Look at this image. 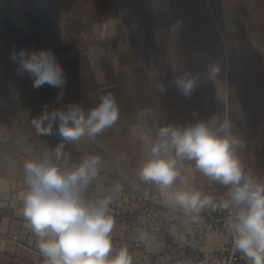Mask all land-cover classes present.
Returning a JSON list of instances; mask_svg holds the SVG:
<instances>
[{"label":"crops","instance_id":"0c3cea01","mask_svg":"<svg viewBox=\"0 0 264 264\" xmlns=\"http://www.w3.org/2000/svg\"><path fill=\"white\" fill-rule=\"evenodd\" d=\"M14 47L54 51L68 79L59 103L58 89H34L27 75L16 74ZM211 64L220 66L216 77L207 75ZM184 75L197 78L189 98L172 83ZM109 93L117 122L94 138L65 143L55 162L71 167L101 158L86 196L113 197L112 254L126 247L133 264H142L217 251L229 240L221 225L191 214L168 220L180 209L170 193L184 184L162 190L137 172L159 127L218 115L233 126L245 171L264 181V0H0V264H45L19 211L23 163L50 153L61 138L37 135L31 120L45 105L74 103L87 111ZM178 167L188 187L227 198V187L210 183L194 162Z\"/></svg>","mask_w":264,"mask_h":264},{"label":"clouds","instance_id":"9594fccd","mask_svg":"<svg viewBox=\"0 0 264 264\" xmlns=\"http://www.w3.org/2000/svg\"><path fill=\"white\" fill-rule=\"evenodd\" d=\"M10 62L16 65L18 76L27 75L32 80L34 89L44 85L56 88L59 90L56 102L62 100L68 79L52 49L16 51L14 47ZM219 73V65L208 66L209 77ZM172 83L189 98L197 78L184 75ZM118 119L119 108L109 93L87 111L74 103L51 110L45 105L31 120L37 135L56 134L61 138L50 153L23 163L26 190L19 211L37 237V248L45 264H133L126 247L112 254L113 197L86 196L102 167L101 158L91 155L71 167L55 162L63 158L65 143L85 136L94 138ZM232 127L227 118L218 115L194 125L159 127L137 175L141 181L162 190L172 188L177 180L184 184V188L170 193V199L186 214H195L193 220L199 219V213L205 210L209 213L227 210L225 229L232 236L234 251L240 252L248 264H264V181L245 171L236 155L239 141L233 136ZM185 160L194 162L210 183L227 187V198L217 200L188 187L178 167V161Z\"/></svg>","mask_w":264,"mask_h":264},{"label":"built area","instance_id":"2783aa9c","mask_svg":"<svg viewBox=\"0 0 264 264\" xmlns=\"http://www.w3.org/2000/svg\"><path fill=\"white\" fill-rule=\"evenodd\" d=\"M233 210V214H234ZM185 211L180 208L176 212L169 215L168 220L171 223H174L185 215ZM191 214V219H192ZM229 216V212L225 211H216L209 213L205 210L199 213V219L207 222H212L221 225L225 229V220ZM193 220V219H192ZM226 230V229H225ZM229 240L226 244H223L215 252H203L200 255L185 254L183 256H177L176 258L167 261L165 259H157L153 257H148L146 261L142 264H241V253L234 251L232 236L228 233ZM162 240H164L165 234H160ZM15 245L20 246L19 242H15Z\"/></svg>","mask_w":264,"mask_h":264}]
</instances>
